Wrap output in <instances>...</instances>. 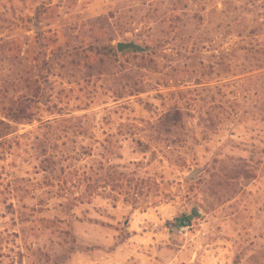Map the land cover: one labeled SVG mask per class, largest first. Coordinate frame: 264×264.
I'll use <instances>...</instances> for the list:
<instances>
[{"label": "rangeland", "instance_id": "rangeland-1", "mask_svg": "<svg viewBox=\"0 0 264 264\" xmlns=\"http://www.w3.org/2000/svg\"><path fill=\"white\" fill-rule=\"evenodd\" d=\"M0 264H264V0H0Z\"/></svg>", "mask_w": 264, "mask_h": 264}, {"label": "water", "instance_id": "water-1", "mask_svg": "<svg viewBox=\"0 0 264 264\" xmlns=\"http://www.w3.org/2000/svg\"><path fill=\"white\" fill-rule=\"evenodd\" d=\"M116 48H117L118 53H120V54H123L124 52H127V51H135V52H138V53H146V52H148V48L138 44L135 41H127V42L121 41V42H117L116 43ZM198 172L199 171H194L188 177L190 179H194V178H196Z\"/></svg>", "mask_w": 264, "mask_h": 264}, {"label": "trees", "instance_id": "trees-1", "mask_svg": "<svg viewBox=\"0 0 264 264\" xmlns=\"http://www.w3.org/2000/svg\"><path fill=\"white\" fill-rule=\"evenodd\" d=\"M200 19V18H199ZM200 20H203V19H200ZM176 23V22H175ZM172 28V27H171ZM175 29H177V28H175ZM204 33L203 32H201V33H199L198 35H197V37L195 38V40H194V43H193V46L194 47H196V45H199V44H202L203 46H202V48H204V44H206V43H204L203 42V40H205L204 39ZM203 37V38H202ZM193 47V48H194ZM197 51V50H196ZM179 113H178V111H176L175 113H173V114H169V119L170 120H174V121H176V120H178L179 119ZM181 120V119H180ZM109 180H110V182H112L113 183V176L112 177H110L109 178ZM113 186V185H112ZM177 226L178 227H185V226H187L190 222H191V218L190 217H188V216H186V215H184V216H182L181 218H179V219H177Z\"/></svg>", "mask_w": 264, "mask_h": 264}]
</instances>
